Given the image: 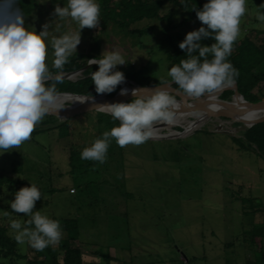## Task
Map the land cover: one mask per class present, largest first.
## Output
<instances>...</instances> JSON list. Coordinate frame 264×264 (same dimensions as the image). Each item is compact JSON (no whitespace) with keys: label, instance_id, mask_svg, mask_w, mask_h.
<instances>
[{"label":"rangeland","instance_id":"rangeland-1","mask_svg":"<svg viewBox=\"0 0 264 264\" xmlns=\"http://www.w3.org/2000/svg\"><path fill=\"white\" fill-rule=\"evenodd\" d=\"M31 2L33 8L24 16L29 30L39 32L47 24L50 38L79 30L71 18L54 16L56 5L66 6L67 0ZM246 9L237 41L250 36L259 44L263 34L256 31L264 29V21L257 15L264 13V0H246ZM173 12L180 20L183 12L178 9ZM163 25L157 20L135 22L132 28H151L147 37L130 34L100 18L97 28L81 30L77 52L99 57L104 51H119L127 63L117 65L114 71L129 69L132 64L162 77L168 73L169 51L168 47L160 46L159 30ZM187 26L175 31L187 34L202 24L194 19ZM174 36L177 38V34ZM89 59L79 70H62L57 74L77 80L86 69L96 66L90 65ZM53 60L49 43L46 62L52 65ZM125 80L139 89L135 82ZM233 84L223 86L232 91L226 99L222 97L226 91L222 87L221 99L231 100ZM157 88L168 90L178 100L185 99L188 103L196 100L177 97L164 84ZM104 95L106 99L113 96ZM132 98L122 95L120 100L130 102ZM64 107L69 110L72 105ZM90 111L73 117L72 127L76 131L68 143L49 132L25 141L18 149L5 152L0 149V173L25 183L0 186V218L9 227V235L16 234L10 227L11 221H19L23 226L27 216L9 207L15 192L35 184L42 197L34 211L58 220L62 235L66 219L78 221L77 238L71 244L81 248L86 264H107V256L109 264H254L261 255L264 257V234L251 233L254 227H264V160L255 151H241L232 140L244 138L243 131L248 126L228 117L208 116L185 134H182L185 126L176 124L171 131L166 128L161 131L167 138L130 144L122 148L123 152L115 148L112 157L107 151L106 161L100 163L81 159L83 149L109 131L93 128L96 126L93 112L100 110ZM55 116L58 121L66 120ZM73 149L77 151L71 154ZM14 165L20 171L15 172ZM107 197L109 201L104 205L102 199ZM17 248L21 253L35 255V249L27 243H17Z\"/></svg>","mask_w":264,"mask_h":264},{"label":"clouds","instance_id":"clouds-1","mask_svg":"<svg viewBox=\"0 0 264 264\" xmlns=\"http://www.w3.org/2000/svg\"><path fill=\"white\" fill-rule=\"evenodd\" d=\"M194 10L202 26L188 32L179 43L188 59L172 66L169 76L187 97L197 99L234 83L238 71L227 57L240 35L241 18L247 9L246 0H207L202 9ZM54 16L71 18L79 30L50 38L47 24L39 32L25 26L24 14L16 6V0H0V149L3 152L18 149L31 138L36 125L46 115L63 109L56 83L48 84L50 80L61 81V76H53L46 63L49 43L54 55L52 68L62 70L69 57L77 53L81 30L100 25V5L97 0H67L66 6L56 5ZM257 18L264 21V13H258ZM206 38L215 42L210 46L202 44ZM89 63L98 65L91 75L97 94L112 93L126 79L122 71H114L117 65L127 63L119 51H104L99 57L89 59ZM127 92L124 88L120 94ZM132 95L134 99L127 103L99 104L119 124L85 147L81 159L104 163L111 139L121 148L140 145L154 135L157 122H174L179 104L168 90L133 89ZM14 196L11 209L30 216L26 226L11 221L16 242L27 243L37 251L58 244L62 238L59 221L34 211L42 197L39 188L30 184Z\"/></svg>","mask_w":264,"mask_h":264},{"label":"trees","instance_id":"trees-1","mask_svg":"<svg viewBox=\"0 0 264 264\" xmlns=\"http://www.w3.org/2000/svg\"><path fill=\"white\" fill-rule=\"evenodd\" d=\"M31 1L33 0H16V6L21 9L24 16L29 15L33 8ZM206 2L207 0H97V3L100 5L101 20L104 23L112 22L117 24L130 34L147 37L151 35V28L149 27L132 28L135 22L143 19L157 20L164 23L159 31L161 33V48H169L166 54L168 63L167 75L159 77L146 67L137 69L132 64H129L130 68L123 69L122 71L126 79L144 88H153L161 84H168L172 89L178 92V94L184 95L188 100L192 99L187 97L179 86L172 81V78L169 76V71L172 66H177L180 64V61L188 59L187 54L179 47V43L184 40L186 34H182L184 32H181V30L178 32L175 30L177 28H184L194 19H198L194 9H202ZM173 9H178L183 12L180 20L176 18ZM256 32L258 34H263L262 38L259 39V44H256L250 36H245L240 42L236 40L231 54L227 57V60L230 61L233 67L238 71V75L234 78V81L237 83L239 92L246 100L251 102L264 99V29L257 30ZM175 34H177L178 41H176L177 38L174 36ZM214 42L215 41L211 38H206L201 41L202 44L209 46ZM151 52H154V50ZM92 57L94 56L91 53L85 54L77 52L69 57L68 62L64 65L62 70H79L85 67L87 60ZM208 58L211 59V55H209ZM48 66L53 76L59 71H62L52 68L50 64H48ZM96 69H98V65L94 66L92 69H86L83 74L84 76L74 81L61 77L60 82L50 80L48 84L56 83L59 94L69 92L95 96L98 94L95 91V85L89 74H91L92 70ZM118 70L121 71L122 69ZM119 86L120 85H118L116 90L110 93V95H115L119 90ZM255 88H258L257 92L254 91ZM229 94H232V91L226 90L222 97L226 99ZM174 95L176 96L177 94L175 93ZM177 97H179V95ZM132 99H134V97ZM93 113L96 115V126L93 128L96 130L98 128L100 132H103V130L110 131L112 127L119 124L118 120H114L112 116L106 112L94 111ZM74 116L77 117L78 114ZM74 116H70L64 121H58L55 115H46L43 120L36 125L31 138L27 141H33L36 135L44 133H53L60 138L59 140H65L67 143L70 142V140L72 141L75 134L74 131H76H73L72 127L73 120L75 119L73 118ZM204 131L211 133L208 130ZM243 135L244 138L232 137L233 142L237 144L241 151H255L264 160V121L246 128L243 131ZM115 148L123 152L116 141H111L107 150L110 152L109 154L111 157ZM76 151L77 150L73 149L71 154ZM12 169L15 172L20 171L15 165ZM17 183H21L20 185L25 184L24 182H19L16 179L4 176L0 173V186L5 185L6 187H13ZM253 207L251 211L254 212L255 209ZM29 219L30 217L27 216L23 219V226H26V222ZM77 228L78 221H76V219H66L63 229L64 234L60 242L56 245L46 247L43 251L35 250V255L32 256L18 251L14 236L9 235V227L4 223V220L0 218V264H86L83 259L81 248L78 245L73 246L71 244V241L77 238ZM251 233L262 236L264 234V227H254ZM106 260L107 264H109L110 258L108 256ZM187 263H189L188 259ZM253 263L264 264L263 255Z\"/></svg>","mask_w":264,"mask_h":264},{"label":"bare ground","instance_id":"bare-ground-1","mask_svg":"<svg viewBox=\"0 0 264 264\" xmlns=\"http://www.w3.org/2000/svg\"><path fill=\"white\" fill-rule=\"evenodd\" d=\"M120 86H121V89L126 88L128 90L127 94H132V90L134 88L130 86L128 81L125 80L122 84H120ZM221 92H222V88L210 94L201 96L199 100H194L190 103H188L184 99H181V100L176 99L177 103L179 104V108L175 112L174 122L172 124L157 122L154 125V135L152 137L162 136L161 131L163 129L166 128L169 131H171L172 130L171 127L176 124L184 125L185 130L189 132V130H193L195 126L202 124V122L206 118L205 114L207 110L220 109L227 103L232 104L236 108H239L238 106H240V110H234L232 117H228V118H234V120L239 121L240 124L242 122L246 126H248L252 120L264 115V108L254 109L253 107H248L245 101L246 99L242 97L241 95L233 94L231 100H223L224 98L223 99L220 98ZM60 96L63 100V109L66 108L64 106L65 104L67 105L68 103L71 104L72 107H74V106H82V105L90 104V102L92 101L89 98H86L83 96H76L73 94H60ZM120 96L122 95L119 94L117 99L107 102L105 104L122 102L120 100ZM104 99H106V96L103 94L97 98V101L104 100ZM101 111H104V110L101 109Z\"/></svg>","mask_w":264,"mask_h":264},{"label":"water","instance_id":"water-1","mask_svg":"<svg viewBox=\"0 0 264 264\" xmlns=\"http://www.w3.org/2000/svg\"><path fill=\"white\" fill-rule=\"evenodd\" d=\"M166 86H168L170 89H172L168 84H164ZM234 87H232L234 89V94H238V95H241L243 97L242 94H240L239 90H238V86H237V83L233 84ZM139 89H142L144 87H140L138 86ZM158 86H155L153 88H147V89H155L157 88ZM228 87H223V90L226 89L227 90ZM173 92H175L176 94H178V92H176L174 89H172ZM121 90H119L115 95H113L111 98H108V99H104V100H100V101H97V98L100 97V95H95V96H91L94 98V101H91L90 104H86V105H82V106H74L72 108H70L69 110H66V109H61L59 111V113H50V114H54V115H59V117H62V119H67L68 117L70 116H74L78 113H82V112H86V111H90V110H100V107L99 104H105L107 102H110L112 100H115L118 98V95L120 94ZM61 94H64V93H61ZM207 94H210V93H206L204 95H207ZM129 97H134L132 94H127ZM127 95H124V96H127ZM179 97H183L184 95H181V94H178ZM90 96L86 97V98H91ZM185 97V96H184ZM186 98V97H185ZM185 100V99H184ZM196 100H199V98H197ZM246 101V104L248 105V107H253L254 109H263L264 108V100H259L257 102H251V101H248V100H245ZM239 108H236L234 107L232 104H225L222 108L220 109H209L207 110L205 116L208 117V116H219V117H232V114H233V111L234 110H240V106H238ZM104 112V111H103ZM234 120V118H231ZM264 121V115L259 117V118H256L254 120H252L250 122V124L248 125V127L254 125V124H257L259 122H263ZM188 131L186 130H182V134L186 133ZM167 138L165 137V135H162V136H159V137H151L150 139H157V138ZM170 138V137H168Z\"/></svg>","mask_w":264,"mask_h":264},{"label":"crops","instance_id":"crops-1","mask_svg":"<svg viewBox=\"0 0 264 264\" xmlns=\"http://www.w3.org/2000/svg\"><path fill=\"white\" fill-rule=\"evenodd\" d=\"M111 198H112V197H110V199H111ZM102 201H103V202H101V203H104V205H105V203H108V201H109V197H107V198H103ZM111 203H114V202H111Z\"/></svg>","mask_w":264,"mask_h":264},{"label":"built area","instance_id":"built-area-1","mask_svg":"<svg viewBox=\"0 0 264 264\" xmlns=\"http://www.w3.org/2000/svg\"><path fill=\"white\" fill-rule=\"evenodd\" d=\"M70 191H71V192H74V189H71Z\"/></svg>","mask_w":264,"mask_h":264}]
</instances>
